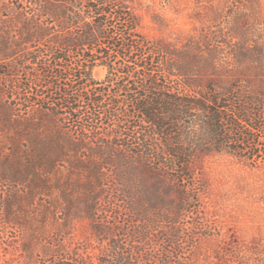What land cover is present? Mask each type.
I'll list each match as a JSON object with an SVG mask.
<instances>
[{
    "label": "rangeland",
    "instance_id": "374dc122",
    "mask_svg": "<svg viewBox=\"0 0 264 264\" xmlns=\"http://www.w3.org/2000/svg\"><path fill=\"white\" fill-rule=\"evenodd\" d=\"M122 1L148 41L178 46L213 24L228 4ZM73 2L0 0V264H112L105 261L120 253L140 264H264V161L198 154L194 177L200 192L187 200L175 240L167 238L174 232L170 224L156 218L165 212L161 207H129L141 201L129 181L110 196L115 168L91 157L96 144L82 140L76 117L49 102L55 75L73 71L66 66L73 54L61 62L67 67L61 72L49 51L76 49L69 40L77 27L59 22L67 21ZM92 73L103 81L106 68L97 65ZM79 104L81 115L91 112L88 102ZM99 117L104 135L111 127ZM141 227L146 235L139 238L133 231Z\"/></svg>",
    "mask_w": 264,
    "mask_h": 264
},
{
    "label": "trees",
    "instance_id": "16d2710c",
    "mask_svg": "<svg viewBox=\"0 0 264 264\" xmlns=\"http://www.w3.org/2000/svg\"><path fill=\"white\" fill-rule=\"evenodd\" d=\"M227 2L213 24L181 46L148 41L130 4L122 0H74L67 21L55 17L78 31L69 40L76 49L66 53L63 47H49L61 72L73 70L55 75L49 102L76 117L82 140L96 144L91 157L115 168L110 196L119 195L129 181L141 200L127 202L131 209L141 205L165 211L156 218L174 230L168 240L178 238L187 200L199 195L194 177L198 154L227 152L253 163L264 161L262 0ZM71 54L66 67L61 62ZM97 65L106 68L103 81L93 76ZM81 101L88 102L91 112L81 115ZM99 116L111 127L104 135ZM133 232L139 238L146 235L142 227ZM105 262L140 264L121 253Z\"/></svg>",
    "mask_w": 264,
    "mask_h": 264
}]
</instances>
